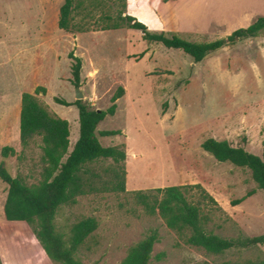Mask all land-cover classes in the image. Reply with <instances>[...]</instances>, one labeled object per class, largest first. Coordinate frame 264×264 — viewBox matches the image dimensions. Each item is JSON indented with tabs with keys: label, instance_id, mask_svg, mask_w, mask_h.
<instances>
[{
	"label": "rangeland",
	"instance_id": "obj_1",
	"mask_svg": "<svg viewBox=\"0 0 264 264\" xmlns=\"http://www.w3.org/2000/svg\"><path fill=\"white\" fill-rule=\"evenodd\" d=\"M63 1L0 0V148L15 151L0 157L6 170L27 185L41 181L40 138L24 149L19 141L22 93L46 90L36 97L68 122L69 154L78 136V112L53 99L73 103L78 89L89 109L106 110L122 88L115 114L99 124L97 137L103 147H124L125 192L88 195L59 207L55 227L60 233L87 217L98 224L75 257L84 264H120L131 246L156 231L150 264H264V243L219 255L186 246L132 196L198 184L216 201L202 205L207 232L230 240L264 237V191L248 170L219 163L201 148L213 138L264 161V33L237 40L195 64L181 51L147 43L139 31H100L124 12L152 33L212 42L264 17V0H138L126 6L125 0H75L71 23L85 32L74 34L57 27ZM71 51L82 62L78 87L70 74ZM101 131L119 134L102 137ZM113 166L105 160L90 169L104 182ZM250 191L254 194L248 197ZM6 192L0 181L1 264H60L47 258L30 226L4 219ZM192 193L193 201L201 200L199 191Z\"/></svg>",
	"mask_w": 264,
	"mask_h": 264
},
{
	"label": "trees",
	"instance_id": "obj_2",
	"mask_svg": "<svg viewBox=\"0 0 264 264\" xmlns=\"http://www.w3.org/2000/svg\"><path fill=\"white\" fill-rule=\"evenodd\" d=\"M126 6V3H124ZM76 8L75 0H64L59 8L58 29L68 34L84 33L71 23ZM110 21L112 18L106 17ZM127 27L142 34L147 43L160 44L166 49L181 51L190 57L193 63L202 62L207 56L233 45L236 41L254 39L264 33V17L257 18L245 28L235 30L226 38L212 42H191L178 35L166 36L152 33L134 17L120 12L112 24L105 25L100 31L118 30ZM70 74L73 84L80 82L81 59L71 51ZM46 90L37 87L33 93H22L19 112V141L26 148L34 137L40 138L42 162L44 167L41 181L27 185L18 177H12L0 162V181L7 186L3 205V216L7 222H23L32 228L33 235L44 254L54 263L84 264L75 257L78 249L97 229L92 217L79 220L70 227L68 233H60L55 227L57 210L62 205H75L78 198L99 193H124L126 153L123 146L103 147L97 137L99 124L113 116L115 102L122 97L119 88L110 99L106 110L89 109L82 101L68 103L58 98L53 101L61 106H74L78 112V139L68 154L69 126L66 120L50 113L38 99ZM118 131H101L102 137L118 135ZM201 148L219 163H229L249 171L251 179L259 190L264 191V161L244 147H233L227 141L206 139ZM15 155L12 147L0 148V157ZM111 160L110 178L101 181L100 176L92 172L90 166L99 161ZM101 183V184H99ZM199 191L201 200L193 201L191 194ZM254 192H248L250 197ZM135 202L149 216L158 215L165 226L184 238L186 246L202 249L213 255H219L231 249H246L252 245L263 244L264 237L237 240L223 239L207 232L205 223L208 216L202 212L204 200L212 205L216 201L198 184L167 186L148 191L132 193ZM190 197V198H189ZM186 237H185V236ZM158 242L156 231L150 232L142 241L131 246L120 264H150L153 246ZM1 264V262H0Z\"/></svg>",
	"mask_w": 264,
	"mask_h": 264
},
{
	"label": "crops",
	"instance_id": "obj_3",
	"mask_svg": "<svg viewBox=\"0 0 264 264\" xmlns=\"http://www.w3.org/2000/svg\"><path fill=\"white\" fill-rule=\"evenodd\" d=\"M126 1H127V3H126ZM136 1H138V0H125V3L126 4H130L131 2H136ZM63 4V3H62ZM61 4V5H62ZM60 8V7H59ZM58 14H59V9H58ZM57 23H58V18H57ZM58 27V26H57ZM60 31H62V30H60ZM63 32V31H62ZM44 49H46V47L44 46ZM43 49V50H44ZM67 58H68V54H67ZM69 60V59H68ZM19 112H20V109H18V114H19ZM58 117V116H57ZM18 119V118H17ZM64 120V119H63ZM17 132H18V130H17ZM77 139H78V136H77V138H76V140H75V142L77 141ZM74 146V145H73Z\"/></svg>",
	"mask_w": 264,
	"mask_h": 264
},
{
	"label": "water",
	"instance_id": "obj_4",
	"mask_svg": "<svg viewBox=\"0 0 264 264\" xmlns=\"http://www.w3.org/2000/svg\"><path fill=\"white\" fill-rule=\"evenodd\" d=\"M75 99H76V100H81V99H82V95H81V93L78 91V89H76V92H75Z\"/></svg>",
	"mask_w": 264,
	"mask_h": 264
}]
</instances>
